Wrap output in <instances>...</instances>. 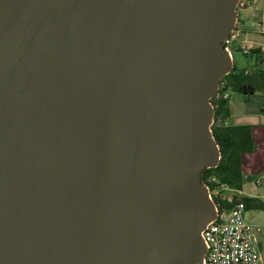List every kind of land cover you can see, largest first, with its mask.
Wrapping results in <instances>:
<instances>
[{"label":"water","instance_id":"1","mask_svg":"<svg viewBox=\"0 0 264 264\" xmlns=\"http://www.w3.org/2000/svg\"><path fill=\"white\" fill-rule=\"evenodd\" d=\"M240 1L0 0V264L204 263Z\"/></svg>","mask_w":264,"mask_h":264},{"label":"trees","instance_id":"2","mask_svg":"<svg viewBox=\"0 0 264 264\" xmlns=\"http://www.w3.org/2000/svg\"><path fill=\"white\" fill-rule=\"evenodd\" d=\"M235 50L241 52L239 47H235ZM252 54H254L253 50L245 56ZM220 83H225V90L230 93L228 99L223 98L219 93L212 100L215 116L211 129L221 151V160L217 168L205 169L201 174V180L210 192L219 191L222 185L241 192L246 182L243 173V157L254 153L256 145L251 127L237 126L233 123L230 108L231 95H240L246 101L256 93H264V70L248 73L246 70H240L234 63L232 72ZM222 193L219 192L217 197H213L219 211L233 206L228 203L227 198L222 196ZM234 199L235 203L243 202L246 210L249 207H255L264 211L262 201L248 200L238 196Z\"/></svg>","mask_w":264,"mask_h":264},{"label":"crops","instance_id":"3","mask_svg":"<svg viewBox=\"0 0 264 264\" xmlns=\"http://www.w3.org/2000/svg\"><path fill=\"white\" fill-rule=\"evenodd\" d=\"M257 24L260 27H257ZM237 28L241 34V44L254 52L250 56H245V62L238 68L248 73L264 70V0H256L253 6L239 13ZM230 108L235 125L252 128L256 145L254 153L243 157L246 182L238 197L264 203V93H256L246 101L240 95H231ZM248 212H250L249 216H247ZM245 219L248 223L261 226L264 230L263 210L249 207ZM263 233L257 235V241L259 254L264 263Z\"/></svg>","mask_w":264,"mask_h":264},{"label":"built area","instance_id":"4","mask_svg":"<svg viewBox=\"0 0 264 264\" xmlns=\"http://www.w3.org/2000/svg\"><path fill=\"white\" fill-rule=\"evenodd\" d=\"M256 0H241L238 10H245L255 4ZM239 12V11H238ZM257 27H260L257 24ZM240 31L237 25L224 47L233 56L235 47H239L243 55H249L250 50L240 41ZM223 98H230V93L225 90V83H220L219 94ZM219 192L227 198L232 208L218 210V216L203 231L207 254L203 264H264L258 249L257 235L263 232L261 226H254L245 219L246 206L243 202L235 203V196L239 192L222 185L219 191H209V197H217Z\"/></svg>","mask_w":264,"mask_h":264},{"label":"rangeland","instance_id":"5","mask_svg":"<svg viewBox=\"0 0 264 264\" xmlns=\"http://www.w3.org/2000/svg\"><path fill=\"white\" fill-rule=\"evenodd\" d=\"M238 11L240 13L242 10L239 9ZM233 59H234V63L236 64V66L239 67V65H241V64H243V62H245L246 57L241 52L235 50L233 53ZM249 215H250V212L247 213V216H249ZM263 232H264V230H263Z\"/></svg>","mask_w":264,"mask_h":264}]
</instances>
